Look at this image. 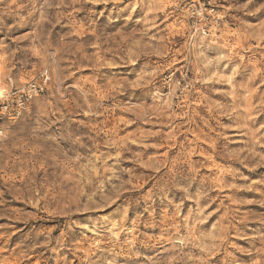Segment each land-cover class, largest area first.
<instances>
[{
	"label": "rangeland",
	"instance_id": "1",
	"mask_svg": "<svg viewBox=\"0 0 264 264\" xmlns=\"http://www.w3.org/2000/svg\"><path fill=\"white\" fill-rule=\"evenodd\" d=\"M2 90L0 264H264V0H0Z\"/></svg>",
	"mask_w": 264,
	"mask_h": 264
},
{
	"label": "built area",
	"instance_id": "2",
	"mask_svg": "<svg viewBox=\"0 0 264 264\" xmlns=\"http://www.w3.org/2000/svg\"><path fill=\"white\" fill-rule=\"evenodd\" d=\"M43 87L38 85L37 83L29 84L25 89L19 90L15 96L16 99L13 98V101H17L18 104L15 108L16 113L20 114V112L23 110L24 106L40 91H43ZM13 94V95H14ZM11 95L6 94L5 96L1 97V100L3 99V109L8 110L11 106L12 99L10 97Z\"/></svg>",
	"mask_w": 264,
	"mask_h": 264
},
{
	"label": "bare ground",
	"instance_id": "3",
	"mask_svg": "<svg viewBox=\"0 0 264 264\" xmlns=\"http://www.w3.org/2000/svg\"><path fill=\"white\" fill-rule=\"evenodd\" d=\"M3 94H4L3 90L0 91V97H2Z\"/></svg>",
	"mask_w": 264,
	"mask_h": 264
}]
</instances>
